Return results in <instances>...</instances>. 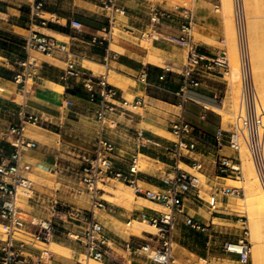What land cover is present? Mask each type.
I'll list each match as a JSON object with an SVG mask.
<instances>
[{
  "label": "crops",
  "instance_id": "0c3cea01",
  "mask_svg": "<svg viewBox=\"0 0 264 264\" xmlns=\"http://www.w3.org/2000/svg\"><path fill=\"white\" fill-rule=\"evenodd\" d=\"M103 1L44 0L40 16H36L34 0H0V132L11 125L21 104L26 102L27 109L42 118L41 123L29 122L25 128L27 136L39 142L38 147L25 153L26 160L33 166L30 175L35 173L48 180L58 179L63 186L66 185L64 182L70 167L82 163V157L94 151L99 127L97 111L102 99L98 80L93 85L96 94L93 99L92 91L87 87L83 76H69L67 79L63 77L67 68L66 53L39 51L32 52L38 60L37 66L28 67L37 73L28 84L30 92L27 97L24 96L23 85L15 80L16 74L24 70L22 62L28 57L25 38L33 31H38L66 42L81 69L93 70L84 65L85 59L99 56L106 66L105 59L109 57L107 76L110 77L109 73L113 74L112 78L117 79L121 86L111 82L118 90V95L113 100L117 103V108L109 113L105 135L117 147L118 167L127 171L133 155L140 149V153L149 159L146 160L147 167L139 173V184L143 189L165 187V179L175 173L174 156L168 151V147L176 139L171 129L172 124L183 117L193 124V139L198 140V148L192 152L191 157L182 160L181 164L203 173L212 185L213 179L219 178L216 175L215 134L219 128L225 129L223 118L217 111L220 108L221 74L224 70H205L201 84L186 92L191 99L184 100L182 71L187 61L188 49L181 42L167 37L181 35L182 25L192 15L194 20L190 34L193 40L207 59L215 58L224 50L211 41L218 40L224 33L221 17L215 9L219 0H190V7L177 5L175 2L178 0H119L126 12L115 13V23L112 26L109 22L112 12L104 7ZM152 4L168 8L176 14L172 21L164 22L158 28L157 36H151L152 51L159 55L160 62L148 60L150 51L141 43L146 37L142 35L143 32L148 30ZM72 20L80 21L81 26L72 25ZM115 28L121 31L120 34L115 35ZM195 31L202 38L196 39ZM127 32L132 35L126 34ZM94 37L100 38L103 43L93 42ZM208 38H211L210 41ZM114 45L116 49L111 47ZM98 47L105 49L103 54L97 51ZM141 131L144 139L138 137ZM2 144L0 135V146ZM9 149L5 145L4 152L7 153ZM225 149L226 147L223 149L224 153ZM2 154L0 150V157ZM195 160L203 163L201 170L194 168ZM104 194L102 193V198ZM220 197L222 196L219 195V202ZM103 199L105 206L94 208L89 192L78 189V192L68 193L64 188L58 191L49 184L36 186L33 197L23 195L20 213L27 217H22L23 225L17 232V238L27 242L25 260L37 259L41 248H48L52 253L48 264H74L85 248L72 233H83L89 221L95 219L104 224L112 239L111 257L97 263L160 264L146 253L131 254L125 245L126 242H133L135 245L148 242L153 247L159 246L157 236L154 235L156 232L143 229L139 234L138 231H133L130 223L134 221L131 219L136 212H152L158 210L154 205L162 204L140 194H136L134 200L127 199L126 204ZM1 200L0 190V203ZM58 200L64 205H70L72 212L58 211L54 218V236L46 243V247H41L33 240V221L51 218L53 203L57 202L58 205ZM225 209L226 207H219L217 212H213L210 205L200 201L196 195H190L186 199V214L178 215L174 231L173 251L177 264H201L202 260L206 264H239V255L224 247L225 242L233 238L222 235L224 225L230 224L233 228L238 225V221L231 222L225 216L228 213ZM79 210L86 216L81 220L74 213ZM187 215L207 224V231L190 227L186 223ZM3 222L0 214V223ZM232 230L230 233H234V239L242 236V230ZM2 239L0 234V244ZM51 242L61 243L69 251H53L50 249L53 248ZM0 264H5L1 253Z\"/></svg>",
  "mask_w": 264,
  "mask_h": 264
},
{
  "label": "built area",
  "instance_id": "2783aa9c",
  "mask_svg": "<svg viewBox=\"0 0 264 264\" xmlns=\"http://www.w3.org/2000/svg\"><path fill=\"white\" fill-rule=\"evenodd\" d=\"M34 14L40 16V9L44 4V0H34ZM103 5L112 14L109 16V22L112 26L115 23V13L124 14L126 9L119 3V0H104ZM176 14L168 8L157 4H152L150 8V20L148 30L143 32V36H155L158 28L167 21H172ZM193 16H188V21L182 25L183 33L179 36H168L167 38L174 41L177 40L184 44L188 49L187 61L184 65L182 75V90L184 100L191 99L186 92L195 86H199L202 82L203 73L205 70L211 71L216 69L223 70L230 67L228 55L226 51H222L213 59H207L200 52L199 45L193 40L190 34V28L193 24ZM235 20L238 35V44L241 50L242 58L248 57L249 39H248V23L245 11L244 0H235ZM45 23V21H43ZM71 24L80 27L81 23L78 20H72ZM129 30L131 28L127 27ZM25 48L28 53L26 60L22 62L25 67L22 72H18L15 80L23 85L24 96L27 97L30 92L28 84L33 76L37 73L36 70H29L28 67L37 66L38 60L32 55L33 51L54 53L63 52L68 56L67 68L63 77L67 79L69 76H83L86 85L92 91V98L95 97L94 83L96 80L101 85L100 93L102 99L100 107L97 111V120L99 122L98 132L95 138L94 151L90 155L82 157V163L78 170L80 182L86 186L90 193L92 206L104 207L105 201L102 198L104 189L102 184H106L113 179H118L133 186L136 194L145 196L146 198L157 201L165 207L164 210H154L152 212L141 210L136 212L131 220H139L148 222L157 228L156 239L159 242L158 247L151 246L150 243L135 245L133 242H126V250L131 254L146 253L149 258L160 264H177V259L174 255V231L177 227V218L180 214H186V199L190 195H197L200 190L201 178L198 174L187 171L182 168L181 162L186 157H191L192 152L198 148V140L193 139V124L183 117L174 121L172 124V132L176 139L168 147V151L174 156L173 176H168L165 179L167 185L160 189H143L139 184V173L141 164L139 163L140 149H137L135 155L129 164L127 171L117 166L118 158L117 147L115 143L109 140L105 133L108 127L109 113L115 111L117 103L113 101L117 95V87L109 82L106 74L97 75L93 70L77 66L76 59L68 44L58 40L55 37L33 31L26 38ZM93 42L103 43L100 38L94 37ZM106 66H109V57L105 59ZM145 79V78H143ZM26 99V98H25ZM41 116L30 112L27 109L26 102H23L16 114V119L11 125L0 132L3 144L0 150L3 154L0 157V190L2 200L0 203V214L4 219L3 227L6 237L2 239L0 244V253L5 264H48L51 258V251L48 248H41V254L37 259L30 261L25 260L24 251L27 245L25 240H18L15 236L16 232L22 228L23 219L20 216V202L22 196L33 197L35 192V181L31 178L32 164L25 158V153L39 146V142L29 138L25 128L27 123H41ZM248 125L255 124L248 120ZM140 139H144L143 132L138 134ZM149 141V140H147ZM242 144V134L238 129L227 130L219 128L215 134V163L217 166L218 177H235L242 176L241 164L236 156L228 155L223 152L226 146H229L234 151L240 152ZM5 145L9 146V151L4 152ZM142 145V144H141ZM139 146V148L141 147ZM257 169L264 178V162L262 153H252ZM194 168L201 170L203 163L195 160ZM200 192V191H199ZM241 187L224 186L216 187L212 192L211 198L208 201L213 212L219 209V195H240ZM198 197L200 195L198 194ZM201 199V197H200ZM59 208L57 202L52 206L51 218H40L33 221L34 226L31 227L33 240L36 242H50L55 233L54 218L58 213ZM76 212L77 217L83 219L86 217L82 212ZM243 223V233L236 242L226 241L225 249L229 252L239 255V264H250L252 244L248 238L249 227L243 218H240ZM186 223L193 229L207 231L208 225L199 221L194 216L187 215ZM72 236L84 244V255L79 256L74 264H94L93 261H103L106 257H111V242L112 239L106 232L103 223L92 219L89 221L83 233H72Z\"/></svg>",
  "mask_w": 264,
  "mask_h": 264
},
{
  "label": "rangeland",
  "instance_id": "374dc122",
  "mask_svg": "<svg viewBox=\"0 0 264 264\" xmlns=\"http://www.w3.org/2000/svg\"><path fill=\"white\" fill-rule=\"evenodd\" d=\"M225 1L228 5L225 6L223 4ZM229 0H219L218 6L215 8L219 16L221 17L222 23H223V28H224V33L221 35V37L218 40H211L212 42H215L218 44L221 48L224 49V51L227 52L230 67L228 69L224 70V73L221 74L223 79H222V92L220 93L219 96V101H220V108H217V111L221 114L223 121H224V127L227 130H234L238 129L241 134H242V144H241V149L240 152L234 151L231 149L229 146H226L225 153L228 155L236 156L238 158L239 163L241 164V169H242V176L239 178L235 177H219L218 180L213 179L214 183L211 185V183L207 180V177L201 173L197 172L185 164H181L182 167L188 169L189 171L195 172L198 174L201 178V184H200V190L201 192H197V198L200 199V201H203L204 203L209 205V200L211 198L212 192L216 189V187H219L221 185L224 186H237L241 187V194L240 195H228V196H222L220 197V202L219 206L220 209H223L226 207V211L228 213H225V216L230 218L231 222L238 221V225L235 226L234 228L230 224H226L225 229L222 233L224 236H232L228 241H233L236 242L237 239H234L235 235L234 233H230L231 229L234 231L236 228H238L240 231L242 230V235L243 233V223L240 218H243L246 221V224L249 227V234L248 238L251 241L252 244V253H251V261L250 264H264V178L261 176V173H259L256 165V161L254 157L252 156L253 152L258 153L259 155L262 153L263 157V162H264V61H259L262 60V57H258V55L262 52L261 47L264 51V46H262L264 43V38L263 33L264 32V20L263 23L260 24V32L258 33V36H262L260 38V43L257 45H260L258 48L260 49H253L255 45L253 41V34H251V28H249L250 23L253 18L257 19L256 21H262L264 19V15L260 14L263 13L264 11V1L262 0H244L245 3V11L247 15V19H250L248 23V32L250 30V34L248 33V39H249V48L252 46L250 49H248V59L247 58H242L241 60V50L238 44V35H237V28H236V20H235V0H230V3H228ZM261 2L262 4H260ZM177 5H185L187 7H190L191 1L190 0H178L175 2ZM260 6V8H259ZM227 7V8H225ZM263 7V8H262ZM260 14V15H259ZM264 14V13H263ZM253 15H256L253 16ZM262 15V17H261ZM258 16V17H257ZM254 19V20H255ZM253 20V22H254ZM262 27V28H261ZM262 29V32H261ZM115 35L120 34V30L118 28L114 29ZM126 34L132 35V33L127 32ZM196 39L202 38L197 31L194 32ZM252 36V37H251ZM252 38V39H251ZM252 40V41H251ZM263 40V41H261ZM258 41V42H259ZM141 43L149 49L150 52H152L153 49V37H148L146 36ZM251 44V45H250ZM114 48V47H113ZM257 50V54H256ZM260 50V52L258 51ZM255 53H254V52ZM250 52V53H249ZM237 54V59L238 61H235V54ZM264 53V52H263ZM240 54V55H239ZM251 57H250V56ZM257 57V60H255V56ZM254 56V57H253ZM87 58H90L87 56ZM250 58L252 60L250 61ZM260 58V59H258ZM96 61H99L101 63H104V60H102L99 56H95V58H90ZM240 60V61H239ZM245 61V63H244ZM249 61V62H248ZM86 63V61H84ZM240 62H243V65L245 67H239L238 65ZM239 63V64H238ZM236 70V71H235ZM96 74H106L107 75V67L104 66L102 68L95 70ZM111 73H110V80H111ZM107 77V79L109 80ZM109 82L111 83V81ZM203 81V79H202ZM115 83V82H114ZM248 120H250L252 123H254V126L246 125L248 124ZM247 123H246V122ZM242 124V125H241ZM250 127L249 129L246 127ZM253 127V128H252ZM254 130V143L252 145V151L249 152V162L252 164L255 172L254 175H256L255 179V194H254V210L256 214H254L253 207L252 205L248 202V197L246 194V188H245V179H246V162L243 157L242 151L244 149V143H245V138L247 139V133H250L251 131ZM246 135V136H245ZM147 159H149L147 156L140 154L139 157V163L141 164V169H145L147 167ZM144 161V162H143ZM143 164V165H142ZM146 164V165H145ZM81 163H79L77 166L73 165L70 167L67 178L65 180L66 185H62V183L58 179L54 180H48L45 178H42L38 176L37 174L33 173L31 174V178L35 181V190L36 186H44L45 184H49L54 187V189H57L58 191L62 190L63 188L65 189V192L68 193H74L78 192V189H83L85 193H88V190L86 189V186H84L79 179L78 176V170L80 167ZM216 175L218 173L216 172ZM235 179V180H234ZM237 180V181H236ZM239 181V182H238ZM124 185V186H123ZM240 185V186H239ZM62 187V189H61ZM101 187L104 189L102 193H105L103 195V198L110 199L112 202H120L123 204H126L127 198L125 197L126 193L128 196L132 197V199L128 200H134L136 197L135 189L133 186H130L129 184H125L121 180L118 179H113L109 181L106 184H102ZM124 187V188H123ZM118 188L122 194H118L116 192V189ZM67 189V191H66ZM124 189V191H123ZM131 193V195H130ZM81 193L79 192V195ZM108 194H112L115 197L109 196ZM123 194L125 196H123ZM198 194L200 197H198ZM133 195V196H132ZM246 195V197H245ZM125 197V198H124ZM244 198V199H243ZM193 199V198H192ZM196 203L200 204L195 200ZM244 201V202H243ZM246 201V202H245ZM245 203V205L243 203ZM202 203V202H201ZM249 204V205H247ZM194 205V204H193ZM58 207L60 211L66 212H72L71 206L70 205H64L58 200ZM155 208L158 210H164L165 207L162 205H154ZM69 208V209H68ZM253 214V215H252ZM72 215V214H69ZM252 215V217H251ZM20 216L23 218H26L27 216L25 214L20 213ZM250 216V217H249ZM256 217V218H255ZM257 219V221H256ZM260 224H259V222ZM254 222V223H252ZM258 224H257V223ZM252 223V225H251ZM255 224V225H254ZM257 225V226H256ZM258 225H260V229H258ZM254 226H256V231L254 232ZM253 227V229H252ZM20 231V230H18ZM17 231V232H18ZM157 232V228L155 227L153 232ZM4 232V234H3ZM16 232V237L18 236V233ZM254 232V233H253ZM0 234L3 236V238L6 237V233L4 231L3 224L0 223ZM255 234V235H254ZM260 235V236H259ZM238 236V235H237ZM258 236V237H257ZM239 237V236H238ZM253 239H256L255 241ZM254 241V243H253ZM261 241V242H260ZM257 242V243H256ZM41 247H46L45 243L38 242ZM256 244V245H255ZM259 247L258 249L256 247ZM51 250H53L52 247H50ZM84 255H82L83 257ZM94 264H99L95 261H93ZM201 264H206L204 260H202Z\"/></svg>",
  "mask_w": 264,
  "mask_h": 264
},
{
  "label": "bare ground",
  "instance_id": "6f19581e",
  "mask_svg": "<svg viewBox=\"0 0 264 264\" xmlns=\"http://www.w3.org/2000/svg\"><path fill=\"white\" fill-rule=\"evenodd\" d=\"M224 1V0H223ZM262 1H264V0H262ZM227 1H225L223 4H225V6L226 5H228L227 3H226ZM228 3H230V0H229V2ZM260 4H262V3H264V2H259ZM245 4V3H244ZM263 5V4H262ZM225 8H227V7H225ZM259 8H260V6H259ZM263 8V7H262ZM264 9V8H263ZM264 11V10H263ZM262 12V11H261ZM260 12V14H262V15H264L263 13H261ZM259 14V15H260ZM262 15H261V17H262ZM253 16H255L256 17V15H253ZM258 17V16H257ZM250 19H252V18H250ZM250 19H247V21L248 22H250V21H252L251 23H250V27L249 28H251L250 30H251V32H250V30H249V32L251 33V34H253L251 37L253 38V45H255V47H253V49L255 48V49H260V48H258L260 45H262L261 43H264V42H261L260 43V38H259V36L261 35H259L258 36V33L260 32L259 30H260V24L259 23H263V20L264 19H262V21H261V19H260V21H256L257 19H255V18H253L252 20H250ZM255 19V20H254ZM250 20V21H249ZM253 20H254V22H253ZM259 22V23H258ZM264 25V24H263ZM131 28V27H130ZM262 28V27H261ZM46 31V30H45ZM264 31V30H263ZM49 32V31H48ZM131 32V31H130ZM248 32V33H249ZM261 32H262V29H261ZM249 33V34H250ZM263 33V37L262 36H260V37H262V38H264V32H262ZM250 34V35H251ZM59 36H60V33H59ZM157 36V35H156ZM249 36V35H248ZM251 38V39H252ZM211 39V38H210ZM210 39L208 38V41H210ZM205 40H207V38L205 39ZM264 40V39H263ZM263 40H261V41H263ZM259 41V42H258ZM250 43V42H249ZM258 43H260V45H257ZM112 44V43H111ZM251 45V44H250ZM119 46V45H118ZM262 46H264V44L262 45ZM111 47H114L113 49H116L117 47H116V45H114V46H111ZM252 46H250V48H251ZM119 48H121V47H119ZM249 48V49H250ZM264 48V47H263ZM123 49V48H122ZM155 49V48H154ZM119 50V49H118ZM156 50V49H155ZM259 52H260V50H258ZM261 53L258 55V57L260 56V58L262 57V60H259V61H264V51H263V49H262V47H261ZM159 52V51H158ZM254 52V51H253ZM250 53V52H249ZM255 53V52H254ZM258 52H257V50H256V54H257ZM237 54L238 53H236L235 54V61L237 60L238 61V59L240 58H238L237 59ZM240 55V54H239ZM242 56V55H241ZM250 56V55H249ZM255 56V60H257V57H256V55H254ZM253 56V57H254ZM251 57V56H250ZM147 58V57H146ZM260 58H258V59H260ZM247 59H248V57H247ZM147 60V59H146ZM148 60H150V61H152V62H160V57H159V55H157V53L156 52H154V51H152V52H150L149 54H148ZM241 60H242V57H241ZM252 60V58H250V61ZM85 61H86V63L84 62V65L86 64L87 66H89V68H92L94 71L95 70H97V69H99L100 70V68H102V67H104V65H103V63H101V62H99V61H96V60H93V59H85ZM162 61V60H161ZM165 61V60H164ZM163 61V62H164ZM236 61V62H237ZM240 61V60H239ZM258 61V60H257ZM249 62V61H248ZM244 63H245V61H244ZM239 64V63H238ZM245 65L246 64H244L243 65V62L241 63L240 62V64L238 65L239 67H245ZM168 68H169V65H168ZM236 71V70H235ZM109 73V72H108ZM109 75H110V73H109ZM113 75V74H112ZM115 75V74H114ZM108 77V76H107ZM109 78V77H108ZM109 80H110V78H109ZM111 82H115V83H119L118 81H117V79L115 80L114 78H112V76H111V80H110ZM119 81H121V80H119ZM123 82V81H122ZM121 82V83H122ZM120 84V83H119ZM119 84H116V85H119ZM123 85V84H122ZM119 86H121V84L119 85ZM125 87V86H124ZM210 106V105H209ZM246 122V121H245ZM247 123V122H246ZM34 124V123H33ZM242 125V124H241ZM246 125H248V124H246ZM246 127V126H245ZM246 128H248V127H246ZM250 128V127H249ZM248 128V129H249ZM253 128V127H252ZM247 135V136H246ZM246 137H247V139L245 138V143H244V149H243V151H242V154H243V157H244V159H245V162H246V164H245V166H246V179H245V188H246V194H247V197H248V202L252 205V207H253V212H254V214H256V212H255V210H254V194H255V189H256V187H255V177H256V175H254V172H255V170H254V168H253V166H252V164L249 162V152L250 151H252V145H253V143H254V130L253 131H251L250 133H247L246 132ZM144 162V161H143ZM143 165V164H142ZM146 165V164H145ZM254 171V172H253ZM235 180V179H234ZM237 181V180H236ZM239 182V181H238ZM124 186V185H123ZM240 186V185H239ZM124 188V187H123ZM114 190H116V192H118V194H122L121 193V191L118 189V188H116V189H114ZM123 191H124V189H123ZM109 196H112V197H115L114 195H112V194H108ZM126 195V196H125ZM123 194V196H125L127 199H132V197H130V196H128L127 195V193L126 194ZM130 195H131V193H130ZM133 196V195H132ZM124 197V198H125ZM245 197H246V195H245ZM246 197V198H247ZM138 198V197H137ZM142 199V198H141ZM244 199V198H243ZM110 200V199H109ZM148 202V201H147ZM244 202V201H243ZM242 202V203H243ZM246 202V201H245ZM149 203V202H148ZM151 203V202H150ZM154 204V203H153ZM244 205H245V203H243ZM157 205V204H156ZM247 205H249V204H247ZM250 206V205H249ZM253 215V214H252ZM252 215H251V217H252ZM257 215V214H256ZM250 217V216H249ZM254 217V216H253ZM252 217V218H253ZM256 218V217H255ZM256 221H257V219H256ZM258 222H259V220H258ZM252 223H254V222H252ZM252 223H251V225H252ZM257 223V222H256ZM128 224V223H127ZM131 224V226H132V228H133V231L135 230L136 232L138 231V233L139 232H141V231H143V229H146V230H150V231H154V229H155V226L154 225H152V224H150V223H148V222H142V221H139V220H134L133 222H131L130 223ZM258 224V223H257ZM259 224H260V222H259ZM255 225V224H254ZM130 226V227H131ZM257 226V225H256ZM256 226H254V232L256 231V230H258V229H260V225H258V229H256ZM129 228V227H128ZM131 229V228H130ZM252 229H253V227H252ZM132 231V230H131ZM156 232V231H155ZM253 232V233H254ZM257 232V234H258V231H256ZM3 234H4V232H3ZM140 234V233H139ZM255 235V234H254ZM260 236V235H259ZM258 237V236H257ZM254 241L256 240V239H253ZM254 241H253V243H254ZM261 242V241H260ZM52 244H53V251H57V252H65V253H67L69 250L66 248V247H64L63 245H61V243L60 244H58V243H55V242H51ZM257 243V242H256ZM256 245V244H255ZM51 246V245H50ZM257 249L259 248L258 246L256 247ZM96 262V261H95Z\"/></svg>",
  "mask_w": 264,
  "mask_h": 264
},
{
  "label": "trees",
  "instance_id": "16d2710c",
  "mask_svg": "<svg viewBox=\"0 0 264 264\" xmlns=\"http://www.w3.org/2000/svg\"><path fill=\"white\" fill-rule=\"evenodd\" d=\"M103 47H104V46H103ZM103 47H98V48H97V51H99L100 53L103 54V52H104V50H105Z\"/></svg>",
  "mask_w": 264,
  "mask_h": 264
}]
</instances>
